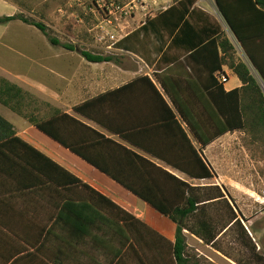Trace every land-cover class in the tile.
Instances as JSON below:
<instances>
[{"label":"crops","instance_id":"obj_1","mask_svg":"<svg viewBox=\"0 0 264 264\" xmlns=\"http://www.w3.org/2000/svg\"><path fill=\"white\" fill-rule=\"evenodd\" d=\"M168 1L169 5L160 12L174 4L172 0ZM214 8L221 20L214 17ZM192 9L195 13L190 12L189 21L197 29L206 28L211 32L227 35L234 44L238 57L250 64L249 58L221 15L216 0H198ZM0 11L9 12L4 16H12L18 12V8L0 0ZM148 13L147 18H154L158 14H153L150 9ZM139 14L141 18L145 15ZM144 23L142 22L141 26ZM127 36L128 33L118 38L110 48L123 52L115 47V43ZM149 36L161 45L162 39L152 34ZM172 39L173 36H167L165 44L163 38L166 45L164 51L170 46ZM164 51L158 55L152 67L155 68L160 63V68L155 70L158 79L173 77L176 80L175 87L170 86L168 92L159 82L158 85L153 80L149 72L142 73L141 68L138 70L121 67L117 61L113 62L115 68L112 72L115 75L112 74L107 79L97 78L89 82L79 80L75 83L69 81L63 95V106L66 107L64 111L61 110V103L49 102L47 107L50 112L43 119H50L54 111L58 110L193 187L227 188V184L233 180L220 173L219 169L262 168L264 142L257 139L251 141L248 138L263 135L264 132L251 134L242 130L229 131L208 145L201 144L195 138L182 115L174 107L173 96L178 103L184 106L190 104L193 109L202 112L203 105H209L211 102L210 93H216V85L209 76V70L203 65V58L191 60V53L182 46L170 48L166 55H163ZM129 53L137 55L131 51ZM140 57L143 58V64L151 70L147 64H152L149 57ZM223 70L229 76L228 82L223 85L225 92L240 89L243 85L240 79L228 67H223ZM254 73L264 92L263 80L255 71ZM213 76L215 78V74ZM125 86H128V89L117 92ZM109 93L112 95L93 106L91 112L92 116H104L117 127L119 131L116 132L107 130L93 119L85 118L74 110ZM67 100L73 104L69 106ZM14 115L16 116L10 117L11 122L4 115L1 116L14 126L17 137L132 216L137 222L128 220V223H132V228L142 233L144 247L150 244L152 239L163 249L169 248L167 242H175L177 225L173 221L31 125L25 118L16 113ZM191 118L198 119V115L191 114ZM202 119L209 125V116L202 115ZM64 133L74 144L82 148L89 147L96 159L103 160L110 168L120 171L131 182L145 185L152 183L153 176L154 180L161 177L154 174L150 165L133 156H125L113 144L98 145L101 143L100 138L92 136L93 134L71 122H65ZM198 157L212 172L211 179H195L184 171L185 168L196 170L199 165ZM168 194L175 198L177 192ZM71 201V192L66 191L64 187L56 188L49 182H41L40 177L30 169L21 166L3 168L0 171V264H117L126 258L131 243L138 249L133 239L127 242L125 238L120 239L118 236L117 232L122 223L103 212V216L110 218L108 224L96 223L100 229L94 228L92 237H73L70 210L64 209L66 202ZM152 232L159 236H153ZM187 239L188 249L196 248L198 251L203 245L197 238L198 241L191 240L189 236ZM120 250L122 256L115 257ZM169 258L161 255L154 259L138 258V261L139 264H170Z\"/></svg>","mask_w":264,"mask_h":264},{"label":"trees","instance_id":"obj_2","mask_svg":"<svg viewBox=\"0 0 264 264\" xmlns=\"http://www.w3.org/2000/svg\"><path fill=\"white\" fill-rule=\"evenodd\" d=\"M5 1L15 5L22 11L25 9L32 10L26 6L25 2L21 3L20 0ZM197 1L173 0L174 4L171 7L158 13L154 18H147L139 29L115 43V47L132 52V49L127 45L133 37L152 34L156 38L162 39V43L157 50L159 55L166 46V37L171 38L173 36L170 46L164 51L163 55H166L168 50L174 46H182L191 53L189 56L191 60L203 58V65L209 70V76L212 77L216 85V93H210L211 102L209 105L204 104V110L201 112L193 109L190 104L184 106L178 103L175 96H173L174 107L182 115L195 138L201 144L208 145L229 131L242 130L251 134L264 132V92L254 73L255 71L264 82V0H216L221 15L249 58L250 64L245 63L238 57L237 50L227 35L217 34L206 28L197 29L189 21L190 12L191 14L195 13L192 8ZM15 21L37 28L52 45L62 46L70 51H77V48L72 45L61 44L59 40L51 35L45 24L25 16L23 12L12 16H0V25ZM79 53L89 63L118 61L113 56L93 54L86 50H80ZM223 67H228L240 79L243 84L240 89L227 93L223 85H220L214 78L213 75L223 71ZM158 82L166 92L169 91L170 86L174 88L176 85V80L173 77L160 78ZM150 84L155 89L151 81ZM126 89H128V86L117 92ZM111 95L112 93L102 95L76 107L74 110L85 118L93 119L111 132L119 131L104 116H92L91 112L93 106L105 101ZM36 101L34 95L7 79L0 78V104L25 118L31 125L37 127L47 136L112 178L177 225L175 242L169 243L166 241L169 246L168 249L160 248V245L154 239L145 246L163 256L170 257V264H197L193 262L189 254L185 232L217 251H221L217 246L219 237L233 228L239 227L243 230V234L249 235L228 200L227 190L224 187H193L172 174L159 169L127 147L105 138L71 116L61 114L58 110L54 111V115L50 119L39 118L29 112L32 104ZM191 114L198 115V119H192ZM202 115L209 116V125L205 119H202ZM66 121L83 128L86 132L93 134L92 136L100 138L101 143L98 145L113 144L125 156H133L150 165L154 170V174H159L161 177L154 180L153 176L152 183L145 185L131 182L120 171L110 168L103 160L96 159L91 154L89 147L82 148L66 138L64 133ZM208 132L209 135H207ZM122 136L127 139L125 135ZM253 138L257 140L264 139V133L263 135H254ZM198 161L199 165L195 168L196 170L191 171L185 168L184 171L195 179H211L213 177L212 172L201 158L198 157ZM15 166L30 169L40 177L41 182H49L56 188L64 187L66 191L71 192L72 201L66 202L64 209L66 211L70 210L73 237H92L93 229H100L99 226H96V223L108 224L110 218L103 216L101 214L103 212L122 223L117 232L120 239L125 238L127 242H131L132 239L136 240L138 250L141 245L144 248L142 233L134 230L132 223H128V220L137 222L132 216L125 213L113 202L59 164L18 138L14 126L0 115V171L5 167L15 168ZM162 183L164 184L162 185ZM172 191L177 192L175 198L168 194ZM212 208L219 214L218 217L210 214ZM223 211L227 212L228 218H224L226 215L220 214ZM221 221L223 223L219 225ZM219 226L222 228L219 229ZM152 235L159 236L155 232H152ZM160 239L163 238L160 237ZM130 246H132V243ZM121 251L115 257L120 258L122 256ZM140 258L142 259V257ZM254 261L255 264H264V257L258 255L254 258Z\"/></svg>","mask_w":264,"mask_h":264},{"label":"rangeland","instance_id":"obj_3","mask_svg":"<svg viewBox=\"0 0 264 264\" xmlns=\"http://www.w3.org/2000/svg\"><path fill=\"white\" fill-rule=\"evenodd\" d=\"M20 1L25 2L32 10L22 11L17 7V13L23 12L25 16L45 24L51 35L61 44L77 48V51H70L62 46L52 45L37 28L20 21L0 25V78L7 79L35 96L37 101L29 110L31 114L39 118L46 117L50 112L47 107L49 102L61 103V110L64 111L66 107L63 106V95L69 81L89 82L115 75L112 72L115 63H89L81 56L80 50L113 56L121 67L138 70L141 68L142 73L149 72L158 84V74L155 70L160 68V63L155 68L152 65L158 58L157 50L160 45L150 36L137 35L128 42L127 46L138 56L126 51L116 52L110 46L118 38L139 29L141 23L146 21V15L141 18L139 14H144V5L156 14L169 5L168 0H105L136 7L132 17L113 22L112 25L107 24L103 16L92 11L93 0ZM212 13L214 17L222 19L216 8ZM8 14L9 12L0 11L2 16ZM98 36H103L104 40L100 41ZM142 55L149 57L152 64H147L151 70L143 64V58L140 57ZM66 103L69 106L73 104L69 100ZM0 114L10 122V117L16 116L1 104ZM248 139L254 140L252 136ZM260 141L264 142V139ZM219 172L233 180L227 184V188L223 187L227 190V198L249 235L243 234L239 227L233 228L219 237L217 246L221 251L203 244L198 251L196 248H190L189 254L197 264H255L256 256L264 257V163L262 168H225L219 169ZM227 212L220 214L228 218ZM210 214L214 217L219 215L214 208ZM220 223L219 225H222L223 222ZM220 228L222 227L219 226ZM185 233L191 240L198 241V238ZM134 243L137 245L136 240ZM158 256L161 254L155 250L143 248V245L138 250L132 245L126 258L117 264H139L140 257L154 259Z\"/></svg>","mask_w":264,"mask_h":264},{"label":"built area","instance_id":"obj_4","mask_svg":"<svg viewBox=\"0 0 264 264\" xmlns=\"http://www.w3.org/2000/svg\"><path fill=\"white\" fill-rule=\"evenodd\" d=\"M93 4L94 8H91L93 9L92 11L103 16L107 24L109 25H112L113 22H120L123 19H129L130 17H132V13L136 9V7L131 4L122 5L114 2H106L105 0H93ZM142 11L147 17V15L149 14L148 6L144 5ZM98 39L102 41L104 40V37L98 36ZM215 78L220 85L226 84L229 80V76L224 70L217 72L215 74Z\"/></svg>","mask_w":264,"mask_h":264}]
</instances>
